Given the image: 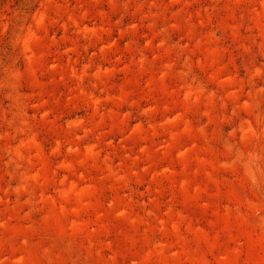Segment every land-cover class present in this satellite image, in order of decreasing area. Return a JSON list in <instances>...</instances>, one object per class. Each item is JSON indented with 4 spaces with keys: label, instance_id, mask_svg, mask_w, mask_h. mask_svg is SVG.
<instances>
[{
    "label": "rangeland",
    "instance_id": "374dc122",
    "mask_svg": "<svg viewBox=\"0 0 264 264\" xmlns=\"http://www.w3.org/2000/svg\"><path fill=\"white\" fill-rule=\"evenodd\" d=\"M0 264H264V0H0Z\"/></svg>",
    "mask_w": 264,
    "mask_h": 264
}]
</instances>
